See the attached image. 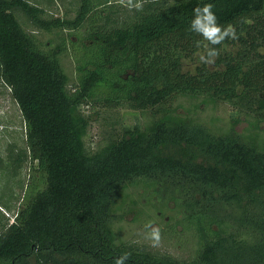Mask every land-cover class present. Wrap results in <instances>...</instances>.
Here are the masks:
<instances>
[{
    "label": "trees",
    "instance_id": "trees-1",
    "mask_svg": "<svg viewBox=\"0 0 264 264\" xmlns=\"http://www.w3.org/2000/svg\"><path fill=\"white\" fill-rule=\"evenodd\" d=\"M80 1L76 17L64 20L28 0H0V78L23 115L35 185L13 223L1 228L0 220V264H113L124 253L127 264H264V149L165 112L92 152L80 108L146 110L203 94L263 111L264 0H149L122 19L100 10L109 0ZM204 3L219 24L235 26L239 39L223 44L239 50L214 71L192 73L183 58L206 43L189 31ZM18 10L37 30H77L74 85L61 61L67 42L44 47ZM140 181L175 200L179 223L198 238L194 258L117 241L122 192Z\"/></svg>",
    "mask_w": 264,
    "mask_h": 264
},
{
    "label": "rangeland",
    "instance_id": "rangeland-1",
    "mask_svg": "<svg viewBox=\"0 0 264 264\" xmlns=\"http://www.w3.org/2000/svg\"><path fill=\"white\" fill-rule=\"evenodd\" d=\"M43 8L47 17L74 19L80 8V0H28ZM149 0H141L143 5ZM172 1V0H170ZM109 6L103 13L115 11L121 19L125 13H134L135 8L128 6V0H109ZM135 2V0H134ZM112 8H109V7ZM17 17L26 30L37 36L44 47H56L67 42V51L61 55L62 65L70 77L71 86L76 82L77 71L72 42H76L77 30H58L51 32L37 30L27 20L22 11ZM115 16V17H116ZM120 19V20H121ZM75 34V35H74ZM207 42L205 43V45ZM237 44H222L219 56L214 63L206 64L200 59L205 47L192 57L183 58V69L196 73L199 67L206 66L214 71L219 68L220 57L237 53ZM81 111L90 119L86 144L94 152L111 139L121 135L123 127L139 125L145 129L163 114L171 112L180 118L201 123L215 133L233 131L242 139L257 144L264 149V110L246 107L226 99L209 95H184L169 99L154 109L135 110L127 104L118 108H104L82 105ZM154 110L157 113H154ZM32 160L27 150L26 126L19 104L12 90L0 78V220L1 228L13 223L17 213L23 207V200L34 194L32 181ZM36 165V163H34ZM160 185H150L140 181L130 185L122 192L117 213L122 218L114 223L113 229L118 242L134 243L151 252L168 254L189 260L194 258L199 248L198 238L193 230L185 229L179 223L182 215L175 200L165 196ZM152 221L159 227L161 241L153 247L145 238V224Z\"/></svg>",
    "mask_w": 264,
    "mask_h": 264
},
{
    "label": "clouds",
    "instance_id": "clouds-1",
    "mask_svg": "<svg viewBox=\"0 0 264 264\" xmlns=\"http://www.w3.org/2000/svg\"><path fill=\"white\" fill-rule=\"evenodd\" d=\"M128 6L136 10L143 9L141 0H128ZM214 5L212 3H204L193 9V18L190 21L189 31L202 37L207 44L205 47V54H202L200 59L203 63L212 64L220 54L216 47L222 45L226 40H238L239 37L236 28L233 24L221 25L218 23V18L213 11ZM197 47L201 46V41H195ZM145 238L152 242L153 247H157L161 241V232L158 226L152 221L145 224ZM130 259L129 253H124L116 257L113 264H127Z\"/></svg>",
    "mask_w": 264,
    "mask_h": 264
}]
</instances>
